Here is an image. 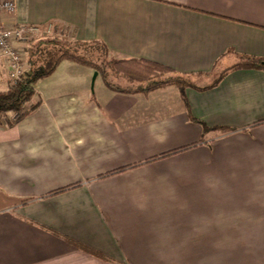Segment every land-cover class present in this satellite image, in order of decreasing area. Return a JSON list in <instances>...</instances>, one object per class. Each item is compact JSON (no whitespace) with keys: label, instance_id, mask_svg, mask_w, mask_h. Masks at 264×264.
<instances>
[{"label":"crops","instance_id":"crops-1","mask_svg":"<svg viewBox=\"0 0 264 264\" xmlns=\"http://www.w3.org/2000/svg\"><path fill=\"white\" fill-rule=\"evenodd\" d=\"M14 2L6 26L57 24L189 75L191 115L230 131L204 133L175 85L121 92L62 61L38 108L0 115V264H264V69L227 71L264 58V0Z\"/></svg>","mask_w":264,"mask_h":264},{"label":"trees","instance_id":"trees-1","mask_svg":"<svg viewBox=\"0 0 264 264\" xmlns=\"http://www.w3.org/2000/svg\"><path fill=\"white\" fill-rule=\"evenodd\" d=\"M54 26V37H48V39L44 37L39 40L33 39L29 42V46L26 49L28 68L21 79L14 83L9 80L5 88H0V115L8 118V125H12L20 118H23L38 108L40 101L34 100L36 96L35 84L40 79L51 75L62 61L71 60L94 68L102 75L110 88L121 92L148 93L158 88L175 85L179 88L187 104L192 120L202 125L204 133L211 130L218 131L219 133L230 131L227 127L211 128L204 121L197 120L191 115L189 102L186 97V89L193 86L189 75L177 72L169 66L146 58L112 57L104 44L58 37L59 33L57 30L60 28H58L59 26L57 24ZM60 31L62 34L65 33V29L61 28ZM243 68L264 69V58L255 56L241 57L227 71ZM227 71L219 75L212 84L200 89L206 90L217 86ZM117 75L126 78L125 80L122 79V81H127L128 84L122 86L112 82L111 77ZM14 114H18V118L15 120L12 118ZM195 145L197 143L175 149L161 157L186 150ZM68 188L59 189L52 194L60 193ZM86 250L100 258L107 259L102 253L90 249Z\"/></svg>","mask_w":264,"mask_h":264},{"label":"built area","instance_id":"built-area-1","mask_svg":"<svg viewBox=\"0 0 264 264\" xmlns=\"http://www.w3.org/2000/svg\"><path fill=\"white\" fill-rule=\"evenodd\" d=\"M14 0L0 1V12H13ZM54 33V24L47 25L19 24L6 26L0 21V59L7 62L11 82L21 79L28 68L25 48L33 39ZM19 45V46H18ZM18 118V114L12 117Z\"/></svg>","mask_w":264,"mask_h":264},{"label":"rangeland","instance_id":"rangeland-1","mask_svg":"<svg viewBox=\"0 0 264 264\" xmlns=\"http://www.w3.org/2000/svg\"><path fill=\"white\" fill-rule=\"evenodd\" d=\"M54 35H55V28H54V33L53 34L47 35V36H42V37L36 38L35 40L43 39L44 37L45 38L47 37V39H48V37L49 38L50 37H54ZM58 37H61V38H64V39H69V40L71 39V38L63 36L61 34H58ZM28 46H29V42L27 43V46L25 48V52H26V49L28 48ZM3 61H4L3 59H0V77L5 79V78H8V74H7L6 69L4 67L5 65H4ZM102 78L103 77L100 74L98 82L101 81ZM122 79L125 80L126 78H124L122 76H118V75L111 77L112 82H114L115 84L122 85V86H125V84H128L127 81L124 84ZM235 182H236V184H239V186H241V182L240 181H235ZM217 264H226V261H225V259L223 261L219 260V261H217Z\"/></svg>","mask_w":264,"mask_h":264},{"label":"water","instance_id":"water-1","mask_svg":"<svg viewBox=\"0 0 264 264\" xmlns=\"http://www.w3.org/2000/svg\"><path fill=\"white\" fill-rule=\"evenodd\" d=\"M98 74H99V72H98V71H96V72H95V74H94V78H93V80H95V79H96V77L98 76Z\"/></svg>","mask_w":264,"mask_h":264}]
</instances>
